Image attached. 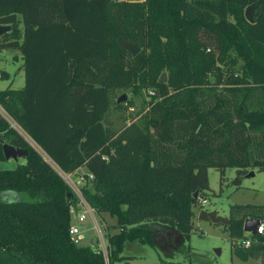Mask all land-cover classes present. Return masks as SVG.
Returning <instances> with one entry per match:
<instances>
[{
  "label": "trees",
  "instance_id": "16d2710c",
  "mask_svg": "<svg viewBox=\"0 0 264 264\" xmlns=\"http://www.w3.org/2000/svg\"><path fill=\"white\" fill-rule=\"evenodd\" d=\"M256 1L249 22L243 9ZM0 23V50L19 51L23 73L22 87L0 89V108L62 171L92 175L81 194L119 229L109 261L130 239L165 256L180 249L208 168L221 181L226 168L264 166V0H0ZM138 80L151 100L108 130L110 91ZM3 143L26 155L0 169V264H103L68 234L66 184L0 115V161ZM227 218L233 254L264 264V205L231 206ZM247 218L263 232L244 234Z\"/></svg>",
  "mask_w": 264,
  "mask_h": 264
},
{
  "label": "rangeland",
  "instance_id": "374dc122",
  "mask_svg": "<svg viewBox=\"0 0 264 264\" xmlns=\"http://www.w3.org/2000/svg\"><path fill=\"white\" fill-rule=\"evenodd\" d=\"M20 66L19 51L0 50V72L5 71L8 74L7 78H0V89L8 85L15 89L22 87L23 73ZM161 73H164L166 80V72L161 71L156 76V81H158ZM152 94L153 90L143 80H138L137 85L131 88L118 87L112 89L109 95L108 112L104 115L103 124L111 131L135 120L138 117L135 111L143 103L146 107ZM121 95L124 96V100L116 103L117 97ZM116 105H120V108L115 107ZM17 160L0 161V169H9L13 165L20 164L19 162H24V158ZM252 172V176H246L247 172L237 174L235 169L226 168L223 179L219 181L218 171L214 168H208L206 170L207 188L204 196L206 202L200 209L214 210L219 216L227 218L231 206L264 205V172L258 171V168H253ZM72 179H74L73 174ZM79 210L82 211V208ZM194 210L193 229L180 249L165 256L158 249L145 242L130 239L124 241L121 252L107 264H262L254 258L239 260L232 252L228 228H224L222 224L199 220L196 208ZM92 215L102 239L107 243V236L119 231L117 227H113L115 218L107 213L92 212ZM69 226H76L78 233L82 236V239L77 241L78 243H74L77 246L90 247L98 239L97 231L89 215L83 222L79 223L74 212H69ZM103 228L107 230L108 234ZM244 234L248 233L244 232ZM73 238L76 236L73 235Z\"/></svg>",
  "mask_w": 264,
  "mask_h": 264
},
{
  "label": "built area",
  "instance_id": "2783aa9c",
  "mask_svg": "<svg viewBox=\"0 0 264 264\" xmlns=\"http://www.w3.org/2000/svg\"><path fill=\"white\" fill-rule=\"evenodd\" d=\"M0 115L8 122L9 126L15 129L20 135H22L25 140L28 142L30 146H32L35 150H37L41 155L44 161L54 170V172L61 178V180L66 184V186L69 189V192L71 195L75 198V201L72 202L74 204V207H72V204L69 206V212H74V216L76 217L77 221L79 223L83 222L84 219L89 215L95 230L97 231L98 239L97 241L92 245L88 246L93 252L99 253L102 257L103 264H107L109 262L108 254H109V245L108 241L107 243L104 242L102 239V235L98 229V226L96 225V222L93 218L92 212L93 209L87 204V202L84 200L82 194H81V187L85 183L86 178L91 179L92 175L88 172H86L83 167H78L72 172H64L60 168H58L51 159L46 156L39 147L18 127V125L0 108ZM72 174L74 175V179H72ZM198 205L196 207V210L198 211L206 202L204 198H198ZM82 208V211L79 209ZM102 227V226H101ZM108 234L107 230L103 228ZM263 232V225L261 222L256 227V234H260ZM68 234L71 238V240L74 243H78L77 241L82 239V236L78 233V229L76 226H69L68 227ZM73 235L76 236V238H73ZM239 245L246 247L249 245V240L247 238H242L239 240Z\"/></svg>",
  "mask_w": 264,
  "mask_h": 264
},
{
  "label": "water",
  "instance_id": "95a60500",
  "mask_svg": "<svg viewBox=\"0 0 264 264\" xmlns=\"http://www.w3.org/2000/svg\"><path fill=\"white\" fill-rule=\"evenodd\" d=\"M257 3L258 1H256L255 3L251 2L247 4L243 9L244 18L249 22L253 20L252 12ZM8 29H9L8 24L0 23V34L6 32ZM116 43L118 46H120L126 52H128L131 56H134L139 50V48L136 46V44L133 43V41L124 39L121 36H117ZM164 81H165L164 73H161L160 77L158 78V82H164ZM123 100H124V96L121 95L117 97L116 103L122 102ZM1 151L5 160L12 159L16 161L18 158H23L26 155V149L14 147L7 143H3L1 145ZM258 171L264 172V166L258 167ZM252 174H253L252 170H249L246 173V176H252ZM66 196L67 197L71 196V193L70 192L67 193ZM193 196H195V193L193 194ZM72 207H74V204H72ZM197 218L202 221H206L214 224H222L224 226L230 223L228 218L219 216L214 210L208 211L204 209H199L197 211ZM259 222L260 221L258 219H251V218L244 219L242 223V230L250 235H255L256 227L259 224Z\"/></svg>",
  "mask_w": 264,
  "mask_h": 264
},
{
  "label": "crops",
  "instance_id": "0c3cea01",
  "mask_svg": "<svg viewBox=\"0 0 264 264\" xmlns=\"http://www.w3.org/2000/svg\"><path fill=\"white\" fill-rule=\"evenodd\" d=\"M18 161V160H17ZM20 164L23 163V162H19ZM15 165L12 166V168L14 167Z\"/></svg>",
  "mask_w": 264,
  "mask_h": 264
}]
</instances>
